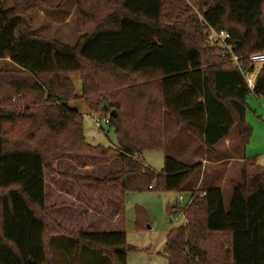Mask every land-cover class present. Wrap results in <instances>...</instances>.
<instances>
[{
	"label": "trees",
	"instance_id": "obj_1",
	"mask_svg": "<svg viewBox=\"0 0 264 264\" xmlns=\"http://www.w3.org/2000/svg\"><path fill=\"white\" fill-rule=\"evenodd\" d=\"M106 1L111 12L97 25L107 27L83 34L74 45L26 32L30 21L19 13L21 6H0L3 26L13 29L16 41L44 44L52 55H67L81 65V96L97 114L115 109L108 125L118 139L108 147L86 141L84 115L70 105L81 97L70 70L55 64L32 71L5 62L0 68V264H127L135 246L125 231L73 234L48 215L44 170L52 157L76 148L103 156L117 152L122 168L113 177H68L119 183L124 191L190 193L188 220L167 233L168 264H264V166L244 150L253 130L247 98L264 97V65L250 89L226 49L205 46L218 49L215 55L203 46L207 29L226 30L247 66L252 54L264 51V0H199L201 19L184 18V0L169 2L172 10H165L166 0ZM83 2L77 0L78 11L87 22L92 17ZM165 115L206 150L236 133L225 156L235 158L230 152L241 148L238 158L245 165L240 180L231 179L228 204L220 183L198 184L203 158L189 163L169 154L161 171L142 159L145 151L165 150ZM178 206L171 208L176 212ZM145 215L139 208L138 222Z\"/></svg>",
	"mask_w": 264,
	"mask_h": 264
},
{
	"label": "rangeland",
	"instance_id": "obj_2",
	"mask_svg": "<svg viewBox=\"0 0 264 264\" xmlns=\"http://www.w3.org/2000/svg\"><path fill=\"white\" fill-rule=\"evenodd\" d=\"M184 1V18L194 14L201 19L202 15L198 11L199 6L197 4L199 0ZM169 2L175 3V0H166L165 10H172L169 7ZM18 5L21 6L18 8L19 13L22 16L26 15L30 21L28 30L25 29L26 32L33 31L45 39H57L71 45L76 44L80 37L87 32L92 33L101 28H106L107 26L97 24L105 18L107 13L111 12L112 7L106 0H85L81 7L92 17L87 18L89 20L86 22L78 11L77 0H0V6L4 8L17 7ZM79 17L82 18L80 21ZM93 19L95 22L92 21ZM210 30V28L207 29L205 35ZM203 46L208 53L216 55L219 52L216 49L219 46H210L207 43V39ZM205 46L216 48L209 49ZM213 57V61H218V56ZM5 62H10L14 66L17 65L32 71L52 69L55 64L66 68L70 70L76 90L81 96L82 86L78 71L81 65L76 60L59 53H55L54 56L41 43L16 41L13 29L4 27L0 19V68L6 64ZM253 98L256 97L248 96L247 98L248 102L249 99L252 100L247 110V120L252 124L253 130L244 150L248 158H253L257 163L264 166V121L261 117L264 115V97H260V99ZM70 105L78 108L84 115L83 122L87 142L93 145L101 144L106 147L117 145L118 139L115 129L107 124L103 128L96 125L94 117L98 115L88 107L83 96L71 101ZM164 121L166 126L165 150H148L142 154V159L152 168L161 171L164 167L165 156L169 154L189 163L202 160L203 158L204 167L198 182L199 185L201 181L203 183L214 182L220 183L222 187L227 188L233 185L231 179L240 180V172L245 165V162L238 158V155H243L238 152L241 148L238 150L233 149L230 152L229 156L237 157L229 159L225 156L226 151H230L231 147H233L232 144L237 136L236 133L229 137L230 143L228 145L224 141L215 150H206L199 146V141L195 136L190 134L186 128L177 125L171 116L165 115ZM238 142L239 140H237ZM114 153L117 152H112L109 155ZM91 155L101 156L95 151L78 150L77 148L70 149L52 157L50 159L51 167L47 169H52V163L56 162L57 167L59 165L57 170H61L60 166L65 169L60 172L76 173L66 174L64 175L65 177L69 175H84L88 177L87 174L94 175L97 171L101 173L100 169L88 171L84 168L85 164L92 161L93 157ZM54 172L58 173L57 171ZM114 175L116 173L92 177L105 178L113 177ZM100 185L104 186L105 184ZM181 194L184 195V199L179 203V206L187 208L190 201V193L187 191L128 190L124 192L123 216L125 226L123 229L126 231L128 244L135 246L128 252L127 264H168L165 256L167 233L171 227L185 223L183 214L177 213L171 208L173 204L179 202ZM139 208L144 210L146 215L145 218L142 217L141 221L138 222L137 211ZM217 238L219 237L215 236L213 240L215 241Z\"/></svg>",
	"mask_w": 264,
	"mask_h": 264
},
{
	"label": "crops",
	"instance_id": "obj_3",
	"mask_svg": "<svg viewBox=\"0 0 264 264\" xmlns=\"http://www.w3.org/2000/svg\"><path fill=\"white\" fill-rule=\"evenodd\" d=\"M249 96L260 99L259 96L253 94ZM251 103L252 100L249 99L248 107ZM225 143L227 145L230 143L229 138L225 139ZM92 157V161L85 164L84 168L88 171L100 169L101 173L97 171L94 175L87 174L88 177L117 173L122 168V162L117 153ZM52 166V169L45 168L44 170L45 205L50 217L73 234L82 229L88 232L125 231L123 229L125 226L123 216V194L125 191L119 183L102 186L91 180H76L64 176L76 173L60 172L65 169L60 166L61 170H57L59 165L57 167L56 162L52 163ZM223 188L224 199L228 204L232 186Z\"/></svg>",
	"mask_w": 264,
	"mask_h": 264
},
{
	"label": "built area",
	"instance_id": "obj_4",
	"mask_svg": "<svg viewBox=\"0 0 264 264\" xmlns=\"http://www.w3.org/2000/svg\"><path fill=\"white\" fill-rule=\"evenodd\" d=\"M210 29L211 30L206 35L207 43L210 46L222 47L231 54V60L233 61L234 67L240 70L244 74L249 88L252 89L254 86L256 76L260 68L264 65V51H260V52H256L252 54L250 58V63L247 66L243 65L241 62L240 56L234 52L236 46L228 42V40L231 39L230 32L226 30H216L211 27ZM97 115L98 116L94 117V121L96 125L101 126V128H103L105 124L108 125L110 123L111 115L109 112L106 114H97ZM261 117H262V120L264 121V115H262ZM201 195L202 196L205 195V192L203 191ZM183 199H184V195L181 194L179 197V202H177V204H179ZM190 203H191V199L188 205ZM185 209L186 208L180 207L177 209L176 212L183 214L185 218V223H186L188 219H187Z\"/></svg>",
	"mask_w": 264,
	"mask_h": 264
},
{
	"label": "water",
	"instance_id": "obj_5",
	"mask_svg": "<svg viewBox=\"0 0 264 264\" xmlns=\"http://www.w3.org/2000/svg\"><path fill=\"white\" fill-rule=\"evenodd\" d=\"M104 104H105V106H106L107 108H109V102H108L107 99L104 100ZM110 115H111V116H115V115H116V111H115V109H111V110H110Z\"/></svg>",
	"mask_w": 264,
	"mask_h": 264
}]
</instances>
